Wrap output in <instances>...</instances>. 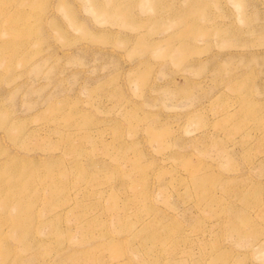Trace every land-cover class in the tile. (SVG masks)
<instances>
[{"label": "rangeland", "instance_id": "rangeland-1", "mask_svg": "<svg viewBox=\"0 0 264 264\" xmlns=\"http://www.w3.org/2000/svg\"><path fill=\"white\" fill-rule=\"evenodd\" d=\"M0 264H264V0H0Z\"/></svg>", "mask_w": 264, "mask_h": 264}, {"label": "bare ground", "instance_id": "bare-ground-1", "mask_svg": "<svg viewBox=\"0 0 264 264\" xmlns=\"http://www.w3.org/2000/svg\"><path fill=\"white\" fill-rule=\"evenodd\" d=\"M96 10H98L99 8H98V6L95 8ZM252 117V116H251Z\"/></svg>", "mask_w": 264, "mask_h": 264}]
</instances>
